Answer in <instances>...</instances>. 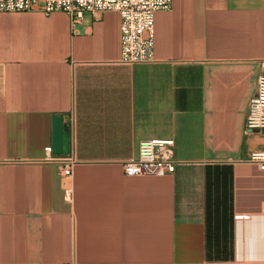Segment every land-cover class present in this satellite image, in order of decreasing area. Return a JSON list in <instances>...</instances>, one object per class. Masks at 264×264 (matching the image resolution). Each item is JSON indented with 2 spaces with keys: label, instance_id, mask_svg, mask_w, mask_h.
<instances>
[{
  "label": "crops",
  "instance_id": "crops-1",
  "mask_svg": "<svg viewBox=\"0 0 264 264\" xmlns=\"http://www.w3.org/2000/svg\"><path fill=\"white\" fill-rule=\"evenodd\" d=\"M121 25L0 12V264H264V132L245 131L264 0H173L147 63L120 62ZM147 139L173 140V174L125 173Z\"/></svg>",
  "mask_w": 264,
  "mask_h": 264
},
{
  "label": "built area",
  "instance_id": "built-area-1",
  "mask_svg": "<svg viewBox=\"0 0 264 264\" xmlns=\"http://www.w3.org/2000/svg\"><path fill=\"white\" fill-rule=\"evenodd\" d=\"M173 0H0V12L40 11L50 15L62 11L70 16L72 24H81L87 16L99 19L105 12H118L121 25L122 64L147 63L154 60L155 26L157 11L170 10ZM257 90L250 100L246 121V133L264 132V59ZM74 122V118H70ZM173 140L147 139L139 144V153L124 162L128 175L167 176L176 170L177 162L171 156ZM47 160L54 162L60 174L72 176L77 159L72 154H58L52 146L46 147ZM251 160L264 170V146L255 150ZM238 218H248L239 214Z\"/></svg>",
  "mask_w": 264,
  "mask_h": 264
},
{
  "label": "water",
  "instance_id": "water-1",
  "mask_svg": "<svg viewBox=\"0 0 264 264\" xmlns=\"http://www.w3.org/2000/svg\"><path fill=\"white\" fill-rule=\"evenodd\" d=\"M54 152L64 154L69 152V128L62 117L55 118Z\"/></svg>",
  "mask_w": 264,
  "mask_h": 264
}]
</instances>
